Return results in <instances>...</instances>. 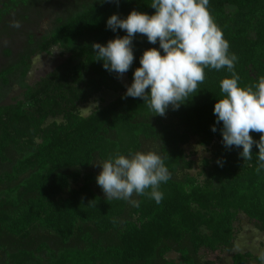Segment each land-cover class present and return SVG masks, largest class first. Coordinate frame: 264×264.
<instances>
[{
    "label": "trees",
    "instance_id": "16d2710c",
    "mask_svg": "<svg viewBox=\"0 0 264 264\" xmlns=\"http://www.w3.org/2000/svg\"><path fill=\"white\" fill-rule=\"evenodd\" d=\"M41 2L4 1L0 24L15 10L27 13ZM150 4L83 3L68 17L57 18L48 34L28 35L16 59L0 70V100L12 84L22 90L20 100L0 105V240L5 236L16 242L11 250L0 244L2 264H199L196 254L201 249L231 247L238 215L264 231V171L257 172L258 149L253 146L252 159L243 160L241 148L222 145V124H215L213 106L223 98L220 82L230 78L227 69L206 68L199 92L178 110L170 107L159 116L142 100L123 98L126 90L117 75L96 61L93 43L103 45L126 35L108 30L106 20L113 14L124 18L132 10L152 15ZM208 11L229 52L238 58L234 71L240 87L254 85L264 77V0H209ZM54 47L67 53L68 60L27 85L32 59ZM153 47L159 45L140 34L134 38L135 59L123 74L129 85L143 51ZM102 92L119 95L89 116H80L78 107ZM165 117L177 125L164 122ZM214 124L215 133L210 130ZM189 135L200 147H216L210 159L202 160L200 173L178 178L194 166L182 148ZM250 135L259 141L261 134ZM143 141L159 145L170 179L159 186V204L135 195L139 207L129 210L128 201L106 199L93 190L95 186L103 193L98 174L81 171L95 159L139 152ZM36 232L53 235L61 246L52 249L43 240L34 248L24 247ZM74 239L79 247L68 246ZM171 252L178 254V263L166 260ZM252 260L249 253L236 254L233 264Z\"/></svg>",
    "mask_w": 264,
    "mask_h": 264
},
{
    "label": "clouds",
    "instance_id": "9594fccd",
    "mask_svg": "<svg viewBox=\"0 0 264 264\" xmlns=\"http://www.w3.org/2000/svg\"><path fill=\"white\" fill-rule=\"evenodd\" d=\"M104 2L118 4L119 0ZM208 5L209 0H151L152 15L137 10L124 18L111 15L106 28L113 33L121 30L126 35L116 36L103 45L93 43L91 48L104 70L119 78L133 64V41L137 34L146 37L149 44H158V48L143 51L140 66L133 71L123 98H138L159 116H164L170 107L178 110L199 92L206 68H226L231 76L220 82L223 98L213 106L215 124H222V145L226 149L241 148L239 155L243 160L252 159L255 146L257 172L264 171V77L254 85L240 87V78L234 71L238 58L229 52V43L214 23ZM96 107L93 103L78 110L86 117ZM215 124L210 127L213 133L217 131ZM250 132L260 133L259 141ZM217 163L222 166V161ZM97 166L101 171L96 183L105 198L126 200L134 207H139L134 194L146 195L159 204L163 199L159 186L170 179L163 158L155 152H136L127 157L117 153L99 161ZM259 260L264 264V253Z\"/></svg>",
    "mask_w": 264,
    "mask_h": 264
},
{
    "label": "rangeland",
    "instance_id": "374dc122",
    "mask_svg": "<svg viewBox=\"0 0 264 264\" xmlns=\"http://www.w3.org/2000/svg\"><path fill=\"white\" fill-rule=\"evenodd\" d=\"M6 0H0V4ZM90 0H42L41 4L25 13L21 9H17L4 18V21L0 24V70L11 64L22 51L26 43V37L28 35H34L40 37L48 34L54 27V22L57 18L68 17L79 5L87 3ZM9 53V54H7ZM69 58V55L63 52L61 49L54 47L50 50L49 54H40L34 57L31 61V68L25 83L32 86L41 78L54 71L58 66L65 63ZM119 82L126 90V86L129 85V81L125 75L119 77ZM22 90L15 84H12L5 96L0 100V105L14 104L22 97ZM119 95V92H102L95 95L87 103L78 107L87 108L91 104L95 103L98 109L103 107L109 102L115 100ZM79 113V110H78ZM81 116V114L79 113ZM89 116V115H88ZM87 117V116H86ZM49 120L48 122H52ZM57 122H61V119H57ZM164 122L171 123L174 126L177 125L176 121H170L168 117L164 118ZM182 130V129H181ZM216 144H212L209 147H200L197 144V139L189 135V141L182 148L184 150L186 159L193 162L194 166L192 170L188 172L181 171L178 173V178L184 174L196 175L202 170V160L210 159L212 153L215 150ZM139 152H155L160 155L159 145L152 141H143ZM99 160L95 159L92 165L81 171L92 172L99 174L101 168L97 166ZM0 168V172H1ZM79 185V184H78ZM72 187L75 185L72 184ZM93 190L100 196L105 197L104 193H100L95 186ZM133 199L137 200L135 194ZM132 206L128 202V209H132ZM234 227V240L230 248H221L217 251H209L201 249L196 254V260L199 264H233V257L236 254L249 253L255 260L250 261L248 264H258L260 262L259 257L264 253V231H262L259 225L246 218L242 214L238 215L233 225ZM45 241L50 248L57 249L61 246L59 241L51 234L46 232H36L32 234L30 242L23 243L26 248H34L38 242ZM0 244L4 246L5 250H11L16 245V242L8 237L3 236L0 240ZM69 247H79L80 242L74 239ZM258 259V260H256ZM166 260L175 263L179 262V256L175 252H171L166 256ZM2 261V253L0 251V264Z\"/></svg>",
    "mask_w": 264,
    "mask_h": 264
}]
</instances>
